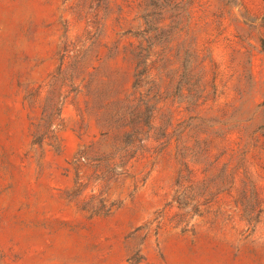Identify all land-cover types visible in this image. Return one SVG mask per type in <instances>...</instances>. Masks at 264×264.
<instances>
[{
  "label": "rangeland",
  "instance_id": "374dc122",
  "mask_svg": "<svg viewBox=\"0 0 264 264\" xmlns=\"http://www.w3.org/2000/svg\"><path fill=\"white\" fill-rule=\"evenodd\" d=\"M262 41L264 0H0V264H264Z\"/></svg>",
  "mask_w": 264,
  "mask_h": 264
},
{
  "label": "trees",
  "instance_id": "16d2710c",
  "mask_svg": "<svg viewBox=\"0 0 264 264\" xmlns=\"http://www.w3.org/2000/svg\"><path fill=\"white\" fill-rule=\"evenodd\" d=\"M261 50H262V52L264 53V42L262 41L261 42ZM139 75H141V74H139ZM139 77V76H138ZM109 211V210H108Z\"/></svg>",
  "mask_w": 264,
  "mask_h": 264
}]
</instances>
